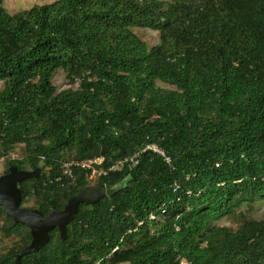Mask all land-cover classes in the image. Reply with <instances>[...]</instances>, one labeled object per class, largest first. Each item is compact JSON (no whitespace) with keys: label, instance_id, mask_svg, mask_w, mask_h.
<instances>
[{"label":"trees","instance_id":"1","mask_svg":"<svg viewBox=\"0 0 264 264\" xmlns=\"http://www.w3.org/2000/svg\"><path fill=\"white\" fill-rule=\"evenodd\" d=\"M58 69L77 87L57 91ZM20 144L4 173L39 170L17 185L44 216L92 179L120 185L79 203L21 264H264V218L247 216L264 198V0H53L14 13L0 0V157ZM136 152L106 174L62 172ZM0 220L16 238L0 264H16L30 230L3 208Z\"/></svg>","mask_w":264,"mask_h":264},{"label":"water","instance_id":"2","mask_svg":"<svg viewBox=\"0 0 264 264\" xmlns=\"http://www.w3.org/2000/svg\"><path fill=\"white\" fill-rule=\"evenodd\" d=\"M39 170L26 171L16 167H10L9 172L0 176V206L6 215L12 218L15 224H24L30 230L32 241L25 246L16 258V264H21L20 256L41 248L49 238V231L57 227L62 234L65 233L68 223L77 212L79 203H94L105 194H99L95 199L87 200L86 192L91 188L87 187L77 195L71 197L62 210H53L49 215L44 216L36 209L26 208L21 205V195L18 182L32 176L38 175ZM104 188L105 185H98ZM109 191V190H108ZM110 192V191H109ZM46 217V218H45Z\"/></svg>","mask_w":264,"mask_h":264},{"label":"rangeland","instance_id":"3","mask_svg":"<svg viewBox=\"0 0 264 264\" xmlns=\"http://www.w3.org/2000/svg\"><path fill=\"white\" fill-rule=\"evenodd\" d=\"M53 0H3V6L9 13H14L18 10L22 9H28L33 5H40L48 2H52ZM133 31L142 39L144 40L148 45H154L158 41V33L154 30L148 29V28H133ZM52 83L56 87L57 91L66 89V88H76V84H69L67 79L65 78L64 71L62 69H58L55 71L53 77H52ZM159 86L161 87H168V85L157 82ZM25 156V149L24 145H16L10 149V151L4 156L0 157V176L4 175V170L6 168V161L8 159H21ZM30 170V169H26ZM120 185L115 187H104L101 188L98 186V184L95 183V180L92 179L89 182V188H91L90 191L86 192L85 198L87 200L95 199L97 195L99 194H105L107 195L109 191H112L115 188H118ZM109 190V191H108ZM23 207L34 209V202L31 198L27 199L23 204H21ZM2 206H0L1 208ZM242 209H245V206H242ZM247 216L249 218L253 219H263L264 218V198H258L256 201L252 204V209L247 212ZM46 218V217H45ZM217 224L226 225L231 227L232 229H235L237 226V223L233 222L232 219H229L228 217H224L216 222ZM69 224V223H68ZM0 226H1V220H0ZM68 226V225H67ZM16 241V238L9 237L5 238L2 236L0 231V251H4L9 246H11Z\"/></svg>","mask_w":264,"mask_h":264},{"label":"built area","instance_id":"4","mask_svg":"<svg viewBox=\"0 0 264 264\" xmlns=\"http://www.w3.org/2000/svg\"><path fill=\"white\" fill-rule=\"evenodd\" d=\"M146 150L151 151V152L156 153L157 155L161 156L166 163L171 162V158L166 154L164 149L161 146H159L157 143L145 144V146L141 149V152L146 151ZM137 155H138V152H136L130 156H127L121 160H118L113 165H111L107 170L98 169L96 167V165H99L103 161V157H101V156L89 158V159H84V160L70 159V160H67L63 163V165H62L63 171L62 172L66 176H72V166H77V167H80L82 169L89 170L91 176H98L100 174H106L109 171L119 170L125 164L134 165L136 163ZM173 188H174V190H176L178 188L177 183L174 184ZM162 212H164V210H162ZM149 218L150 219H157V217L154 214H150ZM176 229H177V227H176ZM179 263L180 264H188L187 261L183 258L179 260Z\"/></svg>","mask_w":264,"mask_h":264}]
</instances>
